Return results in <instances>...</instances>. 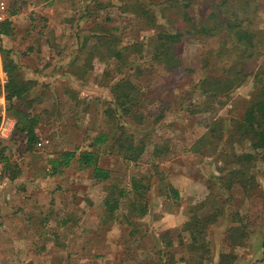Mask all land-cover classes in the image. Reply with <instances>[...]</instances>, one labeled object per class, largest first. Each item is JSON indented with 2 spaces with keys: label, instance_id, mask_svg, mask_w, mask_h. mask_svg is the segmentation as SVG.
Here are the masks:
<instances>
[{
  "label": "rangeland",
  "instance_id": "374dc122",
  "mask_svg": "<svg viewBox=\"0 0 264 264\" xmlns=\"http://www.w3.org/2000/svg\"><path fill=\"white\" fill-rule=\"evenodd\" d=\"M2 1L10 11L20 9L12 17L18 28L11 37H0V46L12 49L23 72L32 73L38 89H43L37 90L43 101L35 108L40 114L36 147L26 150L21 136L13 135V121L10 136L0 138L4 157L20 173L18 181L26 180L24 186L15 182L13 194L23 189L29 201L52 200L57 224L65 222L51 238L49 251L39 258L11 252L14 247L9 248L6 236H0V264H163L168 254L174 258L172 264H185L179 259L189 256L184 244L189 240L183 232V242L178 239L181 220L215 211L216 221L206 227L209 255L203 264H264V158L256 157L249 169L254 181L242 190L235 174H230L238 169L232 154L253 151L248 142L229 138L231 119L242 117L260 86L254 74L264 71V0H227L226 8L235 6L236 16L250 17L249 29L262 43L254 57L240 59L247 75L244 80L218 98L203 96L199 81L209 72L220 74L211 57L216 47L212 39L220 35L205 37L195 29L222 0H138L142 6L137 8L130 0L127 6L123 0ZM86 8L90 16L83 14ZM100 27L116 37L119 48L141 44V52L128 53L129 61H135L126 64V59L125 63L107 57L98 34H90ZM158 32L181 34L175 43L180 64L174 72L152 60L151 45ZM79 40H85L82 49ZM71 64L86 71L84 81L67 75ZM120 77H130L141 92V125L130 120L121 123L115 117L117 122L106 114L114 103L109 86ZM120 125L135 139L147 140L136 163L125 162L107 144L92 151L97 165L108 170L111 183L119 187L128 188L130 178L138 173L149 178V211L134 218L135 224L125 219V200L116 220L106 218L103 200L108 188L94 181L91 168H81L73 160L60 173L51 174L50 161L61 151L76 150L78 156L89 149L94 135L105 132L112 138ZM176 177H181V197L166 198ZM185 177L187 183H194L188 185ZM168 240L172 244L165 247ZM35 241L43 242L41 237ZM8 243H13L10 238Z\"/></svg>",
  "mask_w": 264,
  "mask_h": 264
},
{
  "label": "trees",
  "instance_id": "16d2710c",
  "mask_svg": "<svg viewBox=\"0 0 264 264\" xmlns=\"http://www.w3.org/2000/svg\"><path fill=\"white\" fill-rule=\"evenodd\" d=\"M123 1V6L130 4L129 0ZM130 1L136 8L142 6L138 0ZM241 3L242 1H238V4ZM226 4H228L227 0H222V4H214L207 19L198 25L197 29L193 28L198 34H202L205 37L216 38L217 35H220V39H212L216 47L211 51L213 63L219 67L220 74L209 72L199 81V90L203 96L207 97H222L237 87L247 76L244 73L243 60L240 61V59L254 57L258 53L259 45L262 43L257 35L249 29L250 17L244 15L243 19L239 18L236 16L235 6L226 8ZM220 7H222L221 10H219ZM18 10L19 8L9 10V17L17 14ZM85 10L83 14L90 16V11L87 8ZM9 17L0 21V36L11 37L15 33V26ZM100 28L96 30L97 33L94 29H91L90 34H98L97 39L100 40V43L105 48L107 57L113 58L117 62L125 61L126 63L127 60L128 63L126 64L135 61V58L129 61L128 53H130V50L141 52L139 49L141 44L133 43L119 48L117 47L119 41L116 37L104 27ZM180 37V33L158 32L157 40L151 45L152 60L156 64L162 65L169 72H174L180 64L175 51V43L180 40ZM78 43L80 49L84 48L85 40H79ZM0 53L2 56V68L6 73L3 93L7 103V112L14 115L17 119L13 135L21 136L22 141L26 144V150L30 151L38 139L36 127L40 122V114L35 111V104L42 101V94L37 93L35 88L38 79L25 76L26 73L23 72L21 66L12 56V49L1 45ZM86 62H90V58ZM79 68L71 64L70 74L84 81L83 74L86 71L82 70L80 72L78 71ZM254 78L255 81L260 82V86L249 100L242 117L231 119L230 121V140L238 138L248 142V146L253 151L239 154L233 152L232 154V162L238 169L231 170L230 174H235L237 183L242 190H248L250 184L254 181V177L249 175V169L256 157L264 158V71L255 73ZM109 92L114 101V109L109 107L106 111L109 117L121 123L128 122V120L137 125L144 123V115L139 111V104L142 100L141 92L130 77L117 79L109 86ZM37 100L41 101L37 102ZM118 128L117 135L115 130L112 138L105 132H99L94 135L88 145L89 149L80 151L78 156L76 155V150L60 152L58 157L50 161L51 174L60 173L62 168L67 167L73 160H76L81 168H91L92 178L96 182L105 184L108 188V193L103 200L106 218L116 220V212L125 200L127 209L125 219L128 224H135L134 218L143 217L149 211V201L146 195L150 190L149 178L143 173H138L130 178L128 188L119 187V185L111 183L108 170L97 165V155L92 151L93 147L107 144L109 149L114 147L116 154L125 162L136 163L145 150L146 138L135 139L132 134L125 132L122 125ZM4 150L5 148L1 149L0 157L4 162L6 175L13 180L18 176L19 171L16 166L14 167L3 156ZM230 184L231 182L227 186L230 187ZM168 188L170 194L167 193L165 197L178 199L177 189L171 184L168 185ZM216 218L217 211L206 217L191 214L188 220L180 226L178 239L183 242L181 234L183 232L187 234L189 240L184 243L189 256L187 258L180 257V261L185 264H203V260L209 255V248L205 238L206 227L208 224L215 222ZM230 229L234 231L233 228ZM129 234L132 235L133 231H130ZM164 243L166 247L171 245L172 241L168 240ZM262 244L264 248V240ZM173 261V256L168 254L167 259L166 257L163 259V264H172ZM262 261L264 262V249Z\"/></svg>",
  "mask_w": 264,
  "mask_h": 264
},
{
  "label": "crops",
  "instance_id": "0c3cea01",
  "mask_svg": "<svg viewBox=\"0 0 264 264\" xmlns=\"http://www.w3.org/2000/svg\"><path fill=\"white\" fill-rule=\"evenodd\" d=\"M8 12H9V9L7 5L5 4V2L0 0V21L9 17ZM12 17L13 16H10L9 18L12 20ZM14 26H15V31H16L18 26L17 25H14ZM40 42L41 40H39V44ZM44 43L47 44V40H45ZM33 50H35V48H33ZM26 73L29 76V78H36L32 76V73H29V72H26ZM0 74H2L4 78V79H0V122H3L4 119L7 118L10 121L15 122L16 124L17 122L16 117L14 115H11V117H9L8 115L10 114H8L7 112V106L5 107V104L7 105V103L4 99L3 85L6 81V73L3 71V68H2L1 53H0ZM67 75L73 77V75H71L70 73H67ZM38 85L40 84L37 82L35 86L36 91L37 90L42 91L43 89H38ZM42 86L44 87L45 85H42ZM41 100L43 101L42 98ZM41 100H37V102ZM42 101L39 103H36L35 106L36 107L39 106L42 103ZM2 139H0V141H2ZM38 140L39 139H37V141ZM34 146L36 147V143L34 144ZM2 148L4 147L0 148V152ZM17 178L18 176L14 178L13 180L9 179V177L5 173L4 162L2 158L0 157V236H6L5 242L7 243L5 244H8V246H10L9 248L14 247V251H11V252H16V253L25 252L29 254L33 253V256L35 258H39L40 255L44 254L43 253L44 250L49 251L50 246L53 244L52 243L53 241L51 240V238L57 235L56 233L57 228L63 229V222H65V220L62 219L60 223L57 224L56 222L57 217H55V213L53 209H51L50 204H52V200L50 199L47 200L48 203L41 202V201L36 202L34 199L29 201L28 199H25L26 193L23 192L24 191L23 189L21 190V193L18 192L17 195H14L15 192L13 191V186L15 182H17V184H22V186L26 184V180L21 178L20 181H18ZM28 182L30 181L28 180ZM173 182L174 183L172 184L174 188L177 189L178 194L180 196L181 191L178 190V187L180 186L179 183L182 182L181 177H178V178L176 177ZM191 182L194 183V181L192 180L189 183H187V178L185 177V183L191 186ZM31 183L32 182L27 183V184H31ZM36 186H37L36 189L38 190L39 185H36ZM19 193L21 195H19ZM16 196L20 199L18 200ZM185 220L184 219L181 220L182 224L185 222ZM57 225H59V227H57ZM168 226H170V224ZM38 237H41V239L43 240L42 244L39 243L38 241H35L36 238ZM9 238L10 240H12L13 243H8ZM9 248L7 251H9ZM7 258H8V255H7Z\"/></svg>",
  "mask_w": 264,
  "mask_h": 264
},
{
  "label": "built area",
  "instance_id": "2783aa9c",
  "mask_svg": "<svg viewBox=\"0 0 264 264\" xmlns=\"http://www.w3.org/2000/svg\"><path fill=\"white\" fill-rule=\"evenodd\" d=\"M14 127V123L10 120H6L4 122H1L0 124V138H7L10 136V133L12 132V129ZM48 142L47 140L45 141H39L37 144Z\"/></svg>",
  "mask_w": 264,
  "mask_h": 264
}]
</instances>
